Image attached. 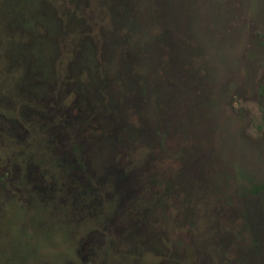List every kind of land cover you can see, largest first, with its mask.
Listing matches in <instances>:
<instances>
[{
    "label": "rangeland",
    "instance_id": "1",
    "mask_svg": "<svg viewBox=\"0 0 264 264\" xmlns=\"http://www.w3.org/2000/svg\"><path fill=\"white\" fill-rule=\"evenodd\" d=\"M261 86L264 0H0V264H264Z\"/></svg>",
    "mask_w": 264,
    "mask_h": 264
},
{
    "label": "flooded vegetation",
    "instance_id": "2",
    "mask_svg": "<svg viewBox=\"0 0 264 264\" xmlns=\"http://www.w3.org/2000/svg\"><path fill=\"white\" fill-rule=\"evenodd\" d=\"M259 94H260L261 98H262L263 101H264V86H263V87L261 86L260 91H259ZM232 106H233V105H232ZM263 115H264V114H263Z\"/></svg>",
    "mask_w": 264,
    "mask_h": 264
}]
</instances>
